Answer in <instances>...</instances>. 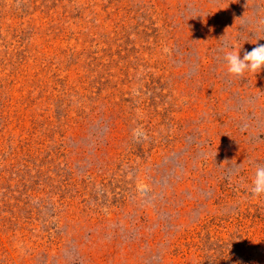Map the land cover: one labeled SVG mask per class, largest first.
<instances>
[{"label":"rangeland","instance_id":"374dc122","mask_svg":"<svg viewBox=\"0 0 264 264\" xmlns=\"http://www.w3.org/2000/svg\"><path fill=\"white\" fill-rule=\"evenodd\" d=\"M225 40L264 0H0V264H264V70Z\"/></svg>","mask_w":264,"mask_h":264},{"label":"clouds","instance_id":"9594fccd","mask_svg":"<svg viewBox=\"0 0 264 264\" xmlns=\"http://www.w3.org/2000/svg\"><path fill=\"white\" fill-rule=\"evenodd\" d=\"M238 43V41L225 40L218 49L222 53L227 72L233 77L243 78L248 74L256 75L261 70H264V44L258 45L251 51H246L241 57L242 47H238ZM133 138L139 142L147 140L148 136L142 127H137L133 129ZM145 187L142 186V190ZM250 193L253 198L264 197V166H255Z\"/></svg>","mask_w":264,"mask_h":264}]
</instances>
